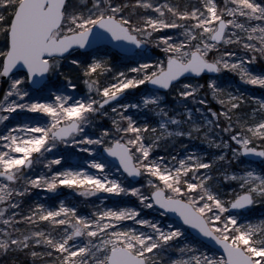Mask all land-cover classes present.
<instances>
[{
	"label": "snow or ice",
	"instance_id": "1",
	"mask_svg": "<svg viewBox=\"0 0 264 264\" xmlns=\"http://www.w3.org/2000/svg\"><path fill=\"white\" fill-rule=\"evenodd\" d=\"M260 60L264 0H0V264H264Z\"/></svg>",
	"mask_w": 264,
	"mask_h": 264
},
{
	"label": "rangeland",
	"instance_id": "2",
	"mask_svg": "<svg viewBox=\"0 0 264 264\" xmlns=\"http://www.w3.org/2000/svg\"><path fill=\"white\" fill-rule=\"evenodd\" d=\"M167 32H171L172 30H164ZM151 51L146 52L148 56H151L153 58H160L161 54V49H158L155 47V45L149 44L147 45ZM113 52L118 53L117 51L113 50ZM111 54V53H109ZM256 71H261L264 70V60H260L256 62L252 66ZM74 72V70H73ZM63 79V77H61ZM208 79V77H206ZM78 84V87L82 88L84 93L87 92L86 86L83 85V82L81 80L75 81ZM200 83H205V79H201L199 81ZM220 83L222 87H225L227 90H232V88H238L242 92H246L249 95H255L258 97H264V86H259V85H251L248 83L241 82L239 79L238 74L233 73L229 70H226L225 73L222 75L220 79ZM229 85L231 87H229ZM142 87V86H141ZM209 99H211V96L209 94ZM167 102L171 105L174 103L173 97L171 94L168 95L167 97ZM194 102L190 101L189 106ZM211 107L214 109H219V103L216 100H212L211 102ZM199 107V105H197ZM132 111H135L134 109ZM141 120L144 119V116L142 115L140 117ZM107 123V121H104ZM149 122H153V118L149 116ZM182 143L189 144L190 147H195L199 151H209L212 152L214 149H211L207 146L206 141L200 137V138H193L191 141H189L187 138H182ZM171 150V149H170ZM177 150H179V145H177ZM82 156H86L88 154H81ZM253 166L258 167L259 162L255 163ZM41 170H43L41 168ZM235 187V185H232ZM47 190L44 189H34L33 193L30 194L29 197L25 198V206L30 205L33 203L36 199L41 200L42 202H45L46 204H49L51 206H58L59 200L62 199L65 202H67L70 205H75L78 207L79 210L84 211L87 209L88 211H91V206L92 204H97L100 205V200L95 198V197H84L80 193L76 192L74 189L68 188L67 186H61L58 193L55 194H48L46 195ZM110 196V199L106 202L109 206L112 204H120L123 206L124 204H127L129 206L136 204V199L135 197H128V198H119L116 197L113 194H106ZM58 197V198H57ZM155 214V209L152 210H145V214ZM255 217H264V204H257L252 206V211L250 213L246 212L243 213L241 216V219H246V218H255ZM125 223H130V222H125ZM28 259V264H32V258L30 256H13L9 255L8 257L5 258V264H24V261ZM31 262V263H30ZM36 264H40V261L37 260Z\"/></svg>",
	"mask_w": 264,
	"mask_h": 264
},
{
	"label": "water",
	"instance_id": "3",
	"mask_svg": "<svg viewBox=\"0 0 264 264\" xmlns=\"http://www.w3.org/2000/svg\"><path fill=\"white\" fill-rule=\"evenodd\" d=\"M114 50H117L119 53L122 51L121 49H114ZM149 51V47L146 46V52ZM250 160L252 161H255V162H259V158L258 157H250L249 158ZM211 247L213 248V250H218L219 249V245H216V244H212L211 242H209Z\"/></svg>",
	"mask_w": 264,
	"mask_h": 264
},
{
	"label": "trees",
	"instance_id": "4",
	"mask_svg": "<svg viewBox=\"0 0 264 264\" xmlns=\"http://www.w3.org/2000/svg\"><path fill=\"white\" fill-rule=\"evenodd\" d=\"M205 79H206V77H205ZM18 257H20V256H18ZM29 262H28V259L26 258V260L24 261V264H28ZM31 263V262H30Z\"/></svg>",
	"mask_w": 264,
	"mask_h": 264
}]
</instances>
